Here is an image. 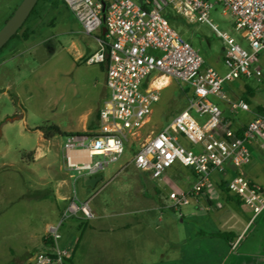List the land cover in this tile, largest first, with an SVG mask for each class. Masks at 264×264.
I'll return each mask as SVG.
<instances>
[{"label":"built area","instance_id":"1","mask_svg":"<svg viewBox=\"0 0 264 264\" xmlns=\"http://www.w3.org/2000/svg\"><path fill=\"white\" fill-rule=\"evenodd\" d=\"M62 1L81 25L82 33L95 38L98 50L85 63L105 65L108 90L99 110L98 131L91 136L65 138L63 159L72 196L64 217L80 216L85 221L95 218L90 200H80L75 184L79 179L98 176L109 164L117 162L124 153L127 137L143 128L153 105L159 101L157 89L144 87L152 75L176 80L192 89L186 109L149 137L133 158L135 168L152 179H161L176 164L196 174L197 181L189 191L169 194L171 208L189 204L190 198L207 186L212 172L225 174L228 167L239 169L250 163V144L258 138L264 140V111L255 113L239 136L223 125L222 110L210 98L226 100V82L241 77L258 81L262 78L256 63L259 56H264V0H218L222 15L233 17V28L247 41L250 52L212 24L213 4L208 0H142V4L138 0ZM168 7L187 23L208 25L222 40L227 69L223 76L206 68L202 57L169 23L164 15ZM231 108L250 112L249 104L243 100L232 102ZM220 128L221 135L216 136ZM179 136L194 148L184 147ZM227 188L256 215L264 211V190L258 184L236 175L228 181ZM62 221L48 228L46 238L50 243L46 249L24 264H66L70 253L60 246ZM235 245L234 242L231 247Z\"/></svg>","mask_w":264,"mask_h":264},{"label":"rangeland","instance_id":"2","mask_svg":"<svg viewBox=\"0 0 264 264\" xmlns=\"http://www.w3.org/2000/svg\"><path fill=\"white\" fill-rule=\"evenodd\" d=\"M21 2L0 0V30ZM209 2L213 4L212 24L250 52L242 34L234 30L232 16L222 15V6L217 0ZM36 11L20 33L28 32L29 38L13 39L0 51V264H24L31 256L44 251L48 228L62 220L63 240L70 235L76 219L69 214L64 217L69 201L58 198L63 194L72 196L63 159L66 139L57 135L45 140L38 128L57 126L68 134L74 131L92 135L96 131L90 122H97L96 110L106 94L101 67L86 64L87 57H83V52L95 46L93 38L82 33L67 5L60 0L40 1ZM166 12L173 16L172 26L202 57L205 67L223 76L227 72L224 45L213 29L206 24L181 21L170 7ZM155 77L152 75L149 79ZM231 84H224L223 93ZM261 84V91L257 89V93L263 98L264 81ZM158 93L159 101L152 107L149 121L127 137L122 157L99 174L104 179L95 188L86 187L84 180L77 181L74 188L79 198L83 196L82 188L91 198L119 171L96 202L107 203L111 193L124 200L131 197L127 193V187L132 186L131 177L147 176L135 169L134 155L149 137L184 109L192 89L172 79ZM252 170L264 180V154L254 155ZM159 189L168 200L170 188L163 185ZM200 199L203 207L205 198ZM163 202L164 209L158 215L163 213L165 222L170 219L180 223L186 210L196 209L192 198L190 206L178 209L170 208L169 200L163 199ZM203 221L205 217L184 219L188 226Z\"/></svg>","mask_w":264,"mask_h":264},{"label":"crops","instance_id":"3","mask_svg":"<svg viewBox=\"0 0 264 264\" xmlns=\"http://www.w3.org/2000/svg\"><path fill=\"white\" fill-rule=\"evenodd\" d=\"M176 18H178L177 15ZM178 19L183 21L181 18ZM103 32L104 30L101 34ZM92 38L95 46L83 52L84 58H88L98 50L96 40L94 37ZM99 66L104 74V88L106 90L104 98L106 99L108 90L105 85V65ZM256 66L262 71L261 81L241 77L229 82L232 84L227 86L224 93L226 100L216 97L210 98L222 110L223 125L234 132L243 130L254 118L257 106L264 102V95L263 98H260L257 93V89L261 91V82L264 81L263 56L258 57ZM161 78L166 77L156 76L153 80L148 78L145 87L157 89L159 92L172 81V79L167 78V85L158 86V81ZM250 91L254 92V97L250 98V103H248L250 112L233 110L231 103L243 100V97ZM188 98H186L184 109L180 112L186 109ZM101 106L102 104L96 110L97 122H90V127L94 128L93 131H98ZM173 118L158 129L157 133L168 126ZM148 121L149 117L146 123ZM72 133L75 132L72 131ZM219 135H221V128L216 132V136ZM179 141L188 149L194 148L182 136H179ZM250 151L251 161L248 165L239 169L228 167L225 174L211 173L208 184L203 191L191 197L194 199L196 209L186 210L180 223H175L170 219H166L165 222V215L163 213L158 215V212L164 209L163 199H166V202L169 200L168 206L170 208L172 205L169 195L168 200L166 197L163 198L159 188H162L163 185L169 187V194L173 191H189L197 181L196 174L181 165L172 166L161 179H152L147 173V176L131 177L132 186L127 187V193L131 197L124 200L117 198L116 193H111L107 203L96 202L97 197L107 189L119 171L108 178L106 183L91 198L86 195L87 190L82 188L83 196L80 200H90V207L95 218L85 221L80 216H75L76 223L71 226L70 235L64 240L62 235L60 242L63 240V243L60 246L70 253L66 261L67 264H264V211L256 215L250 206L228 192L226 186L234 176L241 175L258 184L264 190L263 177L252 170L254 155L264 154V140L258 138L252 142ZM173 167L175 168L173 169ZM98 176L101 177L100 181L104 179L102 175ZM86 179L89 178L80 180H84L86 187H91L86 185ZM100 181L91 188H95ZM63 183L61 182L60 185ZM68 186H70L71 191L70 179ZM173 188L177 189L173 190ZM68 195L63 194L58 198L69 201L71 194ZM202 197L205 198V202L203 207H200V198ZM187 206H190V202ZM203 217H205V221L196 226H188L184 222L186 218L191 221L193 218ZM215 233H230L233 235L232 241L227 242L223 238L208 235ZM234 242L236 245L232 248L231 244Z\"/></svg>","mask_w":264,"mask_h":264},{"label":"trees","instance_id":"4","mask_svg":"<svg viewBox=\"0 0 264 264\" xmlns=\"http://www.w3.org/2000/svg\"><path fill=\"white\" fill-rule=\"evenodd\" d=\"M40 1H43V2H47V1H49V0H38V2H37V4L35 5V7H34V9L32 10V12H31V14H30V16L28 17V19L25 21V23L23 24V26L18 30V32L9 40V42L11 41V40H13V39H23V40H27L28 38H29V34H28V32H23L22 34H20L21 33V31H22V29H23V27H24V25L27 23V21L33 16V15H36V8H37V6H38V3L40 2ZM61 1V3L63 4V5H65L66 6V4L62 1V0H60ZM13 14V13H12ZM165 17L167 18V20L169 21V23L172 25V22H173V20H174V18H173V16L171 15V14H169V13H167V12H165ZM12 16V15H11ZM10 16V17H11ZM178 17V16H177ZM179 18V17H178ZM32 33V32H31ZM102 36H104V34H102ZM8 42V43H9ZM7 43V44H8ZM7 44H6V46H7ZM6 46H4L3 48H5ZM3 48L0 50V51H2L3 50ZM254 97V92L253 91H250V92H248L247 93V95L245 96V97H243L244 99H243V101H245L246 103H250V98H253ZM264 111V102H263V104L262 105H260V106H257V108H256V113H262ZM38 130L40 131V132H42L43 133V135H44V139L45 140H50V139H52L53 137H55V136H62V137H64V138H66V137H68V136H74V135H77V136H91V135H88V134H78V133H75V134H68V133H65V132H62L57 126H49V127H41V128H38ZM242 132H243V130L241 129V130H239V131H237L236 133H237V135H241L242 134ZM96 133V132H95ZM94 133V134H95ZM94 134H92V135H94ZM226 186H227V184H226ZM222 188H223V186H222ZM227 190H228V188H227ZM229 192V191H228ZM202 234H204V232H202ZM209 236H211V237H219V238H223V239H225L227 242H231L232 241V238H233V235L232 234H230V233H215V234H208ZM49 243H50V241L49 240H47V238H45L44 239V244H45V246H47V245H49Z\"/></svg>","mask_w":264,"mask_h":264},{"label":"water","instance_id":"5","mask_svg":"<svg viewBox=\"0 0 264 264\" xmlns=\"http://www.w3.org/2000/svg\"><path fill=\"white\" fill-rule=\"evenodd\" d=\"M38 0H22V2L17 6L12 16L6 21L2 29L0 30V50L6 46L9 40L18 32V30L23 26L25 21L30 16L32 10L37 4ZM142 4V0H138ZM105 6L103 2V9L101 13L102 22L105 21ZM105 31V30H104ZM101 180V177L89 178L86 181V185L94 187L95 184Z\"/></svg>","mask_w":264,"mask_h":264},{"label":"bare ground","instance_id":"6","mask_svg":"<svg viewBox=\"0 0 264 264\" xmlns=\"http://www.w3.org/2000/svg\"><path fill=\"white\" fill-rule=\"evenodd\" d=\"M168 84V79L167 78H161L159 81H158V86H165Z\"/></svg>","mask_w":264,"mask_h":264}]
</instances>
